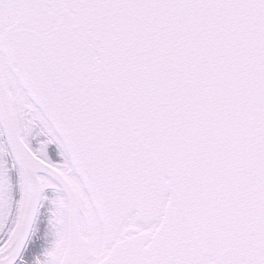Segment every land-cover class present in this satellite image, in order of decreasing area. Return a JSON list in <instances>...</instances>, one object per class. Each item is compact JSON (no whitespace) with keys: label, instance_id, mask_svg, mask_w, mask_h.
Here are the masks:
<instances>
[{"label":"snow or ice","instance_id":"1","mask_svg":"<svg viewBox=\"0 0 264 264\" xmlns=\"http://www.w3.org/2000/svg\"><path fill=\"white\" fill-rule=\"evenodd\" d=\"M0 264H264V0H0Z\"/></svg>","mask_w":264,"mask_h":264}]
</instances>
